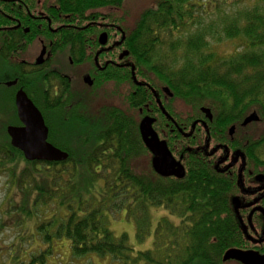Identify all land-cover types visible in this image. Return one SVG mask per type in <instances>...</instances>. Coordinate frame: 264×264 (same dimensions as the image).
Instances as JSON below:
<instances>
[{"label": "trees", "instance_id": "obj_1", "mask_svg": "<svg viewBox=\"0 0 264 264\" xmlns=\"http://www.w3.org/2000/svg\"><path fill=\"white\" fill-rule=\"evenodd\" d=\"M21 1V13L6 5L9 16L0 15V29L12 27L13 18L20 23L18 29L0 32L4 37L2 61L9 59L14 50L17 52L18 43L25 49L41 43L49 50L52 42L50 50L64 58L63 62L39 67L26 64L12 71L18 79L17 87L41 113L48 128V143L68 154L64 162L23 159L28 168L18 175L9 171L14 180L11 184L22 194V213L26 217L45 210L48 201L55 198L54 193H61L62 207L69 197L66 217L44 220L34 228L37 234L43 233V245L50 243L53 231L56 239L68 240L73 258L96 254L109 255L120 264H226L222 258L236 248L238 235H251L255 227L248 226L247 230L229 206L232 191L228 182L187 164L193 162L188 158L199 144L217 145V141H211L212 132L215 136L223 132L234 148L233 155L247 154L250 165H258V156L264 154V0H258L248 18L242 19L246 12L237 13L222 30L228 39L239 36L245 42L243 52L229 59L205 54L206 36L195 33L177 42L184 51L180 65L169 61L167 54L172 50L166 42L185 25L186 18L192 19V10L186 9L188 0H151L143 7L134 4L131 8L127 0ZM201 7L193 5V9ZM102 33L108 37L104 47L98 44ZM122 51L128 56L119 62L116 54ZM69 60L94 79L93 90H105L104 100L109 104L100 112L104 120L100 113L89 122L79 116L81 105L73 104L67 94L71 86L66 72ZM103 64L107 67L101 69ZM7 80L0 78V82ZM54 81L59 82L56 95L52 94ZM163 87L172 97L162 92ZM16 89L10 90V96L0 95V116L7 117L2 107H9L8 102L14 108ZM178 106L188 110L181 111ZM201 109L209 110L212 121L204 120L205 125L197 127V119L203 115ZM252 112L259 117L262 135L254 141L248 139L244 149L238 148L233 136L246 128L240 124ZM146 116L154 119V131L174 155H182L187 161L183 178H163L153 171L151 155L139 134V123ZM10 124L20 126L17 120L12 123L9 119ZM230 126L236 127L231 138L227 133ZM73 127L85 132L78 150L69 147L62 136ZM77 151L84 152L80 161ZM22 158L7 135L0 139V170ZM248 169L254 173L263 170ZM90 193L94 198H84ZM149 207L176 211L179 224L165 223L173 241L168 249L161 250L159 244L163 242L156 229L155 250L132 255L126 236L116 238L107 229L103 212L113 208L129 213L132 208V215L142 214L143 225L149 218L145 213ZM143 233L138 234L140 240ZM48 254L43 249L26 261L14 257V264H46Z\"/></svg>", "mask_w": 264, "mask_h": 264}, {"label": "rangeland", "instance_id": "obj_2", "mask_svg": "<svg viewBox=\"0 0 264 264\" xmlns=\"http://www.w3.org/2000/svg\"><path fill=\"white\" fill-rule=\"evenodd\" d=\"M150 1L151 0H127V6L131 8L132 5L135 4L136 6L143 7L149 4ZM194 3L202 7L200 9H193ZM257 4L258 0H188L186 9L189 8L192 10V19L186 18L185 25L175 31L169 41L166 42L168 47L172 50L167 54L169 61L176 62L177 65L181 64L184 51L181 47H178L177 42H182L195 33H203L206 36L205 42L207 43V47L203 50V53L212 54L215 57H223L224 59L237 56L238 53L245 50L242 47L245 46L243 44L245 42L239 38V36L228 39L223 34L222 30L232 21L233 16L237 13L242 14L246 12L242 19L248 18L253 13L254 8L257 7ZM206 30H210V33H207ZM9 70L8 64L2 61V63H0V74H6L5 72L10 73ZM81 71L83 72L82 69L78 68H66L68 74L76 77L79 76ZM76 85L77 91H87L82 85L74 83L72 86L76 95L80 94V92H75ZM0 95L3 96L2 91H0ZM83 95L87 97L99 95L102 97L105 95V90H96L89 94L85 92ZM178 109L181 111L188 110L186 107L181 106H178ZM0 119V139H3L7 135L5 130L8 119L4 115L0 116ZM262 131L263 129L259 123H253L249 128L246 127L243 130H237L233 138L245 145L248 144V139L250 138L251 140L249 141L258 139V137L262 135ZM62 136L68 140L69 147L78 150L85 137V132L79 127H73L68 130L66 129L62 133ZM86 148L87 147H85V149ZM85 149H82V151ZM82 153L84 152L77 151V161L84 158ZM261 156L264 159V154ZM23 159L24 158H22L20 162L17 161V163L13 164L11 167L8 165L6 168L0 170V264H14V257L25 261L29 260V255H35L39 250L42 251L43 249L49 251L46 264H120V262L113 260L109 255L99 256L96 254H89L84 257L73 258L69 249L70 244L68 240L63 237L56 239L55 235H53V231L50 232V243H47L45 246L43 245V233L37 234L34 228L44 220L52 218L57 221L62 217H66L69 214L66 208L67 198L69 197L65 198L64 206L62 207L59 205V196L61 193H54L55 198L48 201L45 210H38L36 213H30V217H26L22 213V194L13 187L11 182L14 180L10 177V172H12V170L18 175L24 168H28ZM99 184L101 185V183H97L98 186ZM98 196H100L102 200L104 199L101 194H98ZM92 197L94 198L92 193L84 196L86 199ZM145 213L149 218L147 217L145 223L141 225L140 217L142 214L134 212L132 215V208L129 213L118 211L113 208L103 212V221L107 229L116 238L126 236L127 244L132 250V255L155 250L154 234L156 229L159 231V241L161 240V242H163L159 244L160 248H162L161 250L164 251L168 249L170 247L169 242H172L173 238H171L170 234L167 232L165 223L173 226L179 224V217L176 211H172V209L167 210L164 207H149L148 211ZM159 224H161V228H158ZM146 227L148 231L145 230ZM143 231L144 238L140 240L138 234ZM227 264L237 263L229 262Z\"/></svg>", "mask_w": 264, "mask_h": 264}, {"label": "flooded vegetation", "instance_id": "obj_3", "mask_svg": "<svg viewBox=\"0 0 264 264\" xmlns=\"http://www.w3.org/2000/svg\"><path fill=\"white\" fill-rule=\"evenodd\" d=\"M6 5H10L12 8L16 7L17 11L20 13H21V9L23 8V2L21 0H0V15L9 16L7 15V10H5ZM12 22L15 23L12 27L1 28L0 32L1 30L8 31L11 29L15 30L20 28V23L18 19L13 18ZM27 32L28 29H24V33ZM102 34L106 35V43L104 45H100L99 43V37ZM102 34L98 36V44L101 47H104L108 42V37L106 33H102ZM3 41H4V37L2 38L0 37V51H1V47L3 46L2 45ZM51 47H53L52 42L49 43V50L48 49L46 50V47L42 46L41 43L40 45L37 46L36 45L29 46L27 49L23 47L22 43L17 44V46L15 47L17 49V52H15V50L13 49L14 51L10 55V58L9 57H8L9 59L4 58L5 60L3 61V62H7L10 68L9 70L10 73L5 72L6 74L3 75H1L2 73L0 74L1 75L0 78L10 79L5 82H0L1 83L0 91L3 92V96H10L12 93L10 90H14L15 88H17L15 91V95L19 90H21L17 87L18 79L14 77L15 75L14 72L12 73V71H15L18 66H24L27 64V66L34 65L39 67L46 64L50 65L56 62H63L64 58L57 55L55 52H52L50 50ZM123 52H127V51L117 52L116 54V60H118L119 62H122L123 59L128 56L127 54V56H123V58L120 59V56L123 54ZM2 60L3 59L0 58V63H2ZM37 61L39 63H37ZM69 65L70 67H68V69L74 66L71 60H69ZM116 65L119 66L118 64ZM105 67H107L106 64H103L101 69H104ZM72 68L74 69L75 66ZM67 75L70 74L67 73ZM85 77H89L92 83L91 85H88L87 83L84 82ZM73 78L76 79L74 83L82 85L87 91H77V85H76L75 92L77 93L80 92L79 95H76L73 91L74 89L72 86V84H74L72 83ZM68 82L69 84H71L70 92L67 93L68 97L71 99V102L73 104H76V106L78 104L81 105L79 116L81 117V119L86 120V122H89L93 115H96L98 117V113L102 111L103 107H105V104H109L107 101L103 100V98H106L105 95L102 97L99 95L89 96V97L83 95V93L85 92L86 94H89L92 91H96L93 90L94 79L89 74L83 73L81 71L78 77L70 75L68 77ZM52 85H54L55 87V93L52 94L56 95V93H58L59 90V82L54 81L52 82ZM15 95H14V103H13L14 108H11L10 102H8L9 107H5V106L2 107V114H5L7 116L6 118H9L12 121V123H14L16 120L19 122L17 117L16 106H15ZM28 99L33 103V101L29 97ZM52 107L54 109L56 108V105L53 103ZM205 111L209 112V110L207 109H201L203 115L197 119L196 122L197 127L204 126L205 125L204 120H206L207 122L212 121V115L210 114V112L209 114L211 117L208 118L206 116ZM100 118L104 120V113H100ZM148 118L152 119L151 117ZM152 120L154 123V119ZM153 123H152V129H153ZM8 126H14V125L12 124L8 125L7 123V127ZM165 127L167 128L168 124H165ZM202 128H200L199 131L201 130L203 131ZM229 128L227 130V133L229 132ZM199 134L200 132L199 133L197 132V135ZM209 136L210 135L207 132V137ZM210 138L212 143H215L217 141V145L215 146V144H213L214 145L213 146L212 144H210V145L202 146L201 144H199L196 150L194 151L193 155L188 158L191 159L193 162L188 163L187 165L193 166L194 169H197L199 171L204 170V171H208V173H214L218 175L221 179H223L225 182H228L231 185L232 196H230L228 199L229 206L236 213L237 218L241 219L240 223L242 222L247 227V230H248V226L255 227L254 230L252 229L251 235L250 234L245 236L238 235L236 241V248L232 250H236L242 253H253L257 255L254 256V258L257 257V260L252 261L249 264H264V159L262 158V156H258L259 164L250 165L249 157L247 154L233 155L232 151L234 148H232L231 146L232 144L230 145L229 143H227V139H224L223 132L216 136L215 133L212 132ZM159 140L165 141L160 138ZM228 142H232V141L229 140ZM235 143H236L235 144L236 147L238 148L244 147V145L239 143L237 140ZM167 148L169 149L168 145ZM169 151L171 152L172 150L169 149ZM171 154L173 158L180 163L185 173V167L187 161L183 160L182 155L179 156L174 155L175 153L173 151L171 152ZM249 167L257 168L259 170L263 169V170L254 173L248 169ZM169 178H174V177H169ZM234 200H237L236 204H234ZM229 262H236L237 264H242L236 260H228L225 263L227 264Z\"/></svg>", "mask_w": 264, "mask_h": 264}, {"label": "water", "instance_id": "obj_4", "mask_svg": "<svg viewBox=\"0 0 264 264\" xmlns=\"http://www.w3.org/2000/svg\"><path fill=\"white\" fill-rule=\"evenodd\" d=\"M99 43L100 45L106 43L105 34H102L99 37ZM127 54V52H123L120 59H122L123 56H127ZM37 63L39 62L37 61ZM84 82L88 85L92 84L89 77H85ZM162 92L168 97L172 96L167 87L162 88ZM15 106L21 126L7 127L6 134L10 140V145L19 150L24 160L28 162L66 161L68 154L48 143V129L44 124L42 115L22 90H19L15 95ZM205 112L206 116L210 118L211 116L209 112ZM258 122V115L255 112H252L243 119L240 126L245 128L250 124ZM152 123V119L144 117L139 124V134L144 146L152 157L151 167L153 171L155 174L163 178L174 177L176 179H181L184 176L183 168L180 163L173 158L165 141L159 140L157 134L152 129ZM235 129V126L229 128V137L233 136ZM236 203L237 200H234V204ZM254 256L257 255L229 250L224 254L222 261L236 260L242 264H249L250 262L257 260V257L254 258Z\"/></svg>", "mask_w": 264, "mask_h": 264}]
</instances>
